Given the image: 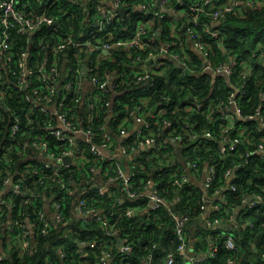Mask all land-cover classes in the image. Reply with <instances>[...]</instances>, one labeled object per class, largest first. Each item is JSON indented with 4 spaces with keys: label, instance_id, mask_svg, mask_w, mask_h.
Masks as SVG:
<instances>
[{
    "label": "trees",
    "instance_id": "16d2710c",
    "mask_svg": "<svg viewBox=\"0 0 264 264\" xmlns=\"http://www.w3.org/2000/svg\"><path fill=\"white\" fill-rule=\"evenodd\" d=\"M130 1L137 4L145 0ZM16 3L18 8L31 15H39L47 10L50 15L57 17L58 22L56 25L41 26L34 34L14 32L12 65L16 64L24 52H30V66L44 63L49 70L54 54L46 43L54 45V39L61 36L60 32L72 31V34L80 35L88 29L89 20L94 16L92 4L85 10L68 0H16ZM191 14L201 20L197 30L203 40L211 45L216 63L226 60L228 55L237 58V65L229 78L219 74L214 81L211 73L199 71L197 66L200 57L190 47L188 39H192L187 30L183 29V19L174 15L165 16L158 19L156 24L162 29L161 38L170 43L172 49H179L181 45L187 48L192 56L190 68L183 72L170 57H165V64L153 74L152 80L136 83L133 79L126 82L125 77L119 76L122 84L119 85L115 99L111 93H102L101 100L96 105L92 120L93 143L103 147V144L108 143L105 133H110L112 143L108 150L114 155L119 153V147L125 142L139 148V142L147 141L149 137V130L142 134H138L139 131L136 130L131 131L136 121L135 112L149 120L154 129H163L164 120L169 119L174 123L173 134L184 137V125L189 123L200 135L198 140L171 142L166 130L165 135H157L156 146L141 150L136 157L117 156L126 167L134 166L136 174L133 176V188L142 193L135 198L124 195L120 201L116 199L112 190L120 192L121 181L109 180L110 176L116 174L115 162L98 157L91 151V143L81 137L76 136V139L83 145V153L76 156L68 166H62L58 172H55L54 166L46 165L47 162L40 160V157L26 156L30 149L26 145L28 135L35 131L47 133L50 151L62 154L65 149L71 148L70 143L56 139L46 125L37 124L43 115L40 111L42 106L34 107L36 103L25 98V95H34V87L44 88L43 92L46 93L48 84H54L58 102L65 94L67 96L60 110L78 126H88L89 109L87 103L82 101L83 91L66 88L67 83L75 82L74 77L67 74L69 68L73 67L74 59H82L76 48L68 47L65 51L68 53L67 57L64 52L59 53V70H62V75L55 82L43 83L35 77L25 90H20L17 77L11 75V84L4 95L5 104L0 106V191L4 187V180L11 176L22 179V191L4 196L9 203H5L0 210V255L4 256L0 259V264H102L99 261L102 250H111L109 264H167V254L177 251L180 240L175 231L173 212L167 206L161 207L151 216L145 212L148 204L145 192L150 180L155 181L160 192L170 202H173L178 192L180 199L171 208L187 215L188 244L195 243L197 253L207 251L211 244L218 246L215 255L205 258L201 264H264V154H247L264 141V129L257 118L239 117L231 135L242 137L241 145L238 151H229L222 156L219 147L222 128L226 122L213 121L214 116L221 115V110L226 108L225 102L232 91V83L247 89V93L239 97L243 116L256 112L259 107L264 111V0H261V4L250 7L243 3L236 11L228 14L216 24L221 31L217 37H213L203 26L204 23L212 25L208 15ZM139 17H145L144 13L138 8H132L131 13L122 18L119 24L111 26L112 37L117 39L131 36ZM172 25L175 26L174 32ZM137 50L138 48L134 49L135 54ZM113 58L115 59L105 58L98 62L100 74L105 70L119 74L122 70H116L122 67L117 63L121 60L130 61L128 52L124 50L115 51ZM126 72L131 78L136 73L132 67ZM2 73L4 76L8 74L6 66L2 68ZM196 98L206 100V106L200 110L191 109L190 104ZM162 106L166 111L154 116ZM31 107L36 114L30 112ZM111 107L116 115L108 121ZM211 111L212 117H208ZM150 112L153 114L148 115ZM15 115L19 116L21 131L16 138H12L10 124ZM56 121L54 117V123ZM124 126L130 132L126 137L120 134ZM208 131L217 136H207L205 133ZM7 151L9 156L5 157ZM188 157L200 158L198 175L186 168L184 161ZM211 163H215L217 167L208 194L217 201L218 196L212 194L215 190H220L224 192L225 199L222 207L213 211L211 217L235 216L236 222L232 226L229 222L230 224L209 227L201 220L204 214L203 198L207 193L200 180L205 175V167ZM92 166H100V174L92 171ZM235 166L236 176L232 184H235L236 189L230 187L224 190L229 176L227 172ZM35 168L40 171H33ZM184 173L193 177L189 184L181 188L177 181L182 179ZM62 183L65 188L75 189V192L69 193L62 188ZM100 183L108 185L109 191L101 194L94 185ZM33 190L39 192V195H29ZM256 194H261L263 198L251 206L247 200L250 196L255 199ZM81 198H86L90 206H95L106 214L119 235L104 237L103 224L96 220L84 223L74 209ZM54 202L60 204L65 216L63 222L53 220L56 213ZM130 206L137 208L134 216L126 213ZM39 211H43L51 222L45 233L42 232L43 221ZM16 220L24 224L25 229L16 225ZM24 230L28 231L30 241L26 251H22ZM229 235L233 236L237 244L236 250H230L226 246L225 240ZM118 236L128 239L133 246L132 252L121 250L117 245ZM91 240L98 241L96 247L80 245V242L86 244ZM60 249L66 253L65 256H60ZM86 250L89 254L83 256ZM150 253H153L152 260L149 259ZM232 258L234 262L230 263L229 259ZM185 262L182 255H177L175 264Z\"/></svg>",
    "mask_w": 264,
    "mask_h": 264
},
{
    "label": "built area",
    "instance_id": "2783aa9c",
    "mask_svg": "<svg viewBox=\"0 0 264 264\" xmlns=\"http://www.w3.org/2000/svg\"><path fill=\"white\" fill-rule=\"evenodd\" d=\"M56 2V0H50V2ZM71 3L79 4L85 10L88 8L89 4H92V8L94 10V16L89 20V27L87 30L81 32L80 35L72 34L71 32H60L61 36H57L54 39V45H49L46 43V46L51 48V53L54 54L52 57V61L50 63V68L48 70L46 64L38 63L37 65L30 66L29 59L31 54L28 52H24L22 57L18 59L15 65H12V43L15 33L19 32L21 34H34L41 26H50L57 24V17L54 15H50L47 10L43 11V13L39 15L27 14L20 8H18L16 0H0V106L4 105V95L7 93V90L11 84V75L16 76L18 80V86L20 90H25L37 77L43 83L49 81L55 82L58 77L62 75V70H59L60 57L59 53L64 52L65 57L68 56V53L65 52L66 49L70 46L77 49V53L82 56L81 58L74 59L73 67L69 68L67 72L68 75H72L74 77L75 82L67 83V90H72L77 88L81 89L84 94V98L82 99L83 103H87L89 114H88V126L86 128L78 126L75 122L71 121L68 118V115L63 113L60 110V106H63L64 100H66V94L63 96L62 100L58 102L55 95V85L52 83L48 84V91L46 93L43 92V89H39L37 87L33 88L34 95H25V98L35 102L34 107H38V105L42 106L40 111L43 115H35V117L40 116L39 126L43 123L46 125L50 133L59 141H65L70 143L69 149H65L62 154H58L55 151H50L49 141L47 139V133L42 134L41 132L35 131L28 135V140L26 142L27 146H30V149L33 150L31 154L26 153L27 157L42 156L47 155L48 157L57 161V163L47 162L46 165H52L55 168V172H58L62 166H68L70 163H62L63 157L66 155H71L73 160L76 156L81 155L84 151V147L80 144L76 136L79 138H83L88 143H91V151L94 152L98 157L103 160L109 161L112 160L116 164V174L110 176V181H121V191L117 192L116 190H112L113 194H115L116 199L120 201L124 195H127L129 198H135L138 195L142 194L133 188V176L136 174L134 170V166L131 168L126 167L121 163V160L117 158L119 155L129 156L138 151V154L141 150H148L152 146H156L157 144V135L160 133L165 135L166 130H168V137L171 142H178L180 140L185 141H193L198 140L200 135L193 129L192 125L186 123L184 125L185 136L178 134H173L174 123L169 120H164V127L154 129L151 126V122L147 120L143 115L134 113V117L136 119L133 126L138 124L136 129H132L131 131H139L138 134L144 133V131L149 130V137L147 141H140L137 148L135 145L129 146L125 142L123 145L119 147V153L114 155L111 150L112 138L110 133H105V138L108 143L103 144V147H100L93 143V131H92V120L96 110V105L99 104L101 100V95L109 94L113 96L117 95V90L122 84L120 82L119 76H123L127 80H131L136 83H144L146 81L153 79V74L156 73L157 70L161 68L165 64L164 58L170 57L181 62L184 67L181 68L183 72H185L188 68H190V61L192 59L191 54L187 51L186 47L182 45L179 49H172L171 44L165 42L161 38L162 29L157 27V20L162 19L165 16L174 15L176 18L183 19V27L189 33L191 37V48L195 49V53H197L200 57V62L198 64L199 71L202 73L208 72L213 76V80L215 81L217 76L220 73H225L228 77L234 72V68L237 65V58L232 55H228V58L220 63H216L213 59V51L211 45L206 43L200 32L197 30V26L200 24L201 20H199L198 16H193V13H203L208 15L211 18L212 25L204 23L203 26L205 30H207L213 37H217L221 34V31L216 27V24L220 23L223 19L227 17L228 14L236 11L243 3L246 6H255L257 4H261V0H227L225 2L221 0H145L140 1L139 3H133L130 0H68ZM173 1L175 4H172ZM188 3V5H186ZM52 5V4H51ZM123 6L129 7V11L126 16L129 15L132 11V8L140 9L145 17H139L136 25L134 33L127 37H120L114 39L112 37V32L110 29L111 26H115L119 24V22L124 18L119 13V9ZM143 18V19H142ZM171 29L173 32L175 31V26L172 25ZM148 33H151L148 35ZM138 48L137 53H134V49ZM79 49V50H78ZM105 50H108L105 52ZM124 50L128 52L130 61L121 60L117 63L118 66H121L122 69L116 70L120 72L119 74L110 73L105 70L102 74H100L98 62L101 59L114 60V52ZM81 51V52H80ZM145 52V53H143ZM83 53L85 55H83ZM77 55L75 54V57ZM131 57V58H130ZM173 61V60H172ZM4 66L7 67L8 74L6 76L2 73V68ZM84 66H87L88 70L84 71ZM134 69L136 73H133L132 78L127 74L126 70ZM65 68V66H64ZM67 69V68H65ZM124 70V71H123ZM64 71V69H63ZM232 91L228 95L227 102H225V109L221 110V115L214 116L213 121L221 120L226 122L224 127L222 128L221 134V146L219 147V152L222 156L229 151H238L239 146L242 142V137L240 136H232L231 132L235 127L236 120L240 118H257L264 129V111L259 107L256 112L247 114L243 116L241 111V106L239 103V97L244 96L247 93V89L242 85H237L232 83ZM54 98L56 99L54 101ZM264 98V95H263ZM85 99V100H84ZM33 105V104H32ZM206 106V100L196 98L191 104V109L200 110ZM166 108L162 106L158 112H155L154 116H159L164 113ZM34 112L33 107H31V111ZM112 113V116L116 115L113 107L109 114ZM118 113V111H117ZM120 113V111H119ZM150 114H153L150 112ZM54 117L56 118V123H54ZM208 117H212V111L209 113ZM132 126V127H133ZM21 126L19 122V116L15 115L14 121L10 124V136L12 138H16V136L20 133ZM264 131V130H263ZM130 132L128 128L124 126L121 130V135L126 137ZM207 136L215 137L211 131L205 133ZM242 136V135H241ZM264 139V137H263ZM167 141V140H166ZM10 148V147H8ZM36 150V151H35ZM40 153V155L38 154ZM38 154V155H37ZM137 154V155H138ZM250 154H264V141L260 142L258 146L252 151L247 153ZM136 155V156H137ZM5 157L9 156V152H5ZM135 156V157H136ZM40 159V158H39ZM196 159V160H193ZM41 160V159H40ZM43 161V160H42ZM200 158H192L188 157L187 161H184L186 168L188 170L193 171L195 175H198V171L200 169ZM216 167L215 163L207 164L205 167V175L202 178V184L205 189L207 195L204 196V214L201 220L206 226L212 227L215 225H223V224H234L236 222L235 216H226L219 215L215 217H211V213L213 211H217L222 207V203L225 202L224 192H220V190H215L212 195H221V197L216 201L213 197H210L208 194V189L211 187V184L216 176ZM91 170L95 173H99L102 171L100 166H92ZM33 171L39 172L37 168ZM228 179L232 177L230 181V187L232 189H236L235 184H232L233 178L236 176V166L232 167L227 172ZM192 175L183 174L182 179L177 181L178 186L181 188L189 184L192 179ZM22 179H16L15 176H11L4 180V187L0 191L2 195L0 196V210L3 208L5 203H9L8 199L4 196L14 192L22 191ZM228 181V180H227ZM153 182V185H152ZM97 187L98 191L101 194L109 191L110 187L106 184H94ZM62 188L67 190L69 193L75 192V189L65 188V184L62 183ZM148 198V204L145 208V212L148 216L156 213L161 207L167 206L171 212H173V217L175 219V231L180 240L179 246L176 252H169L167 254V264H175L177 255H182L184 258H190L192 264H201V261L207 257L214 256L218 246L216 244H211L208 247V250L204 252H198L191 256L188 251L189 244L187 239V224L188 217L185 214H182L180 210H175L171 208L174 202H178L180 197L176 195L173 202H170L166 196H164L159 188L156 186L154 180H150L147 191L145 192ZM31 196H38L39 192L31 191L29 193ZM30 198V197H28ZM261 194H256V198L252 197V200H247L251 206L256 205L262 200ZM54 207L56 208L54 221L63 222L65 219L64 213L60 208V204L58 202H54ZM76 215L85 223L90 222V220H96L103 224V234L104 237L109 236L113 237L119 235L117 231L111 225L110 220L99 208L95 206H90L86 200V198H81L78 204L75 206ZM137 211L135 206H130L127 209L128 216H134ZM207 214V216H206ZM39 216L43 221V229L42 232H46L47 229L51 226V222L45 217V213L43 211H39ZM15 224L19 227L25 229V225L15 221ZM29 227H31V223L29 222ZM12 228V227H11ZM119 238L122 239V246H119L121 250L126 252H132L133 246L128 241L127 238L117 237V245L119 243ZM97 240H91L90 242H80L82 247H96ZM28 239V231L24 230L23 232V241H22V251H26L29 246ZM226 246L230 250H236L237 244L233 238V236L229 235L225 240ZM60 256H65L66 253L60 249ZM89 251H84L83 256H88ZM112 256L111 250H102L101 255L99 256V261L102 264H109L110 258ZM264 256V254H263ZM3 255H0V259H3ZM149 259H153V253L149 254ZM230 263H233L234 260L229 259ZM65 264H70L66 262Z\"/></svg>",
    "mask_w": 264,
    "mask_h": 264
},
{
    "label": "water",
    "instance_id": "95a60500",
    "mask_svg": "<svg viewBox=\"0 0 264 264\" xmlns=\"http://www.w3.org/2000/svg\"><path fill=\"white\" fill-rule=\"evenodd\" d=\"M129 9H130V8L127 7V6H123V7H121V8L119 9V13H120V15L125 17L126 14H127V12L129 11ZM107 51H108V50H105V52H107ZM28 53H30V52H28ZM170 59L173 60V62L175 63L176 66H178V67H180V68H183V67H184V65H183L181 62H179V61H177V60H175V59H172V58H170ZM83 70H84V71H87V70H88L87 66H84ZM220 74H224L225 76H227L225 73H220ZM213 76H215V74H213ZM227 78H229V77L227 76ZM149 114H150V113H148V115H149ZM110 118H112V113L109 114V116H108V121L110 120ZM242 118H243V117H242ZM137 154H138V151L134 152V153L131 155V157H135ZM40 159L43 160V161L51 162V163H57V161H55L54 159L48 157L47 155H42V156H40ZM73 161H74V160H73V157H72L71 155H66V156L63 157L62 163H71V162H73ZM231 179H232V177H230V178L228 179V181H227V183H226V185H225V187H224V190H228V189L230 188V181H231ZM152 185H153V182H152ZM1 195H2V192H0V196H1ZM176 195H178V192H176ZM221 195H222V194L218 195V198H220ZM251 200H252V196L249 197V201H251ZM206 216H207V214H206ZM228 226H230V225H228ZM231 226H232V224H231ZM229 228H230V227H229ZM122 243H123V242H122V239L119 238L118 246H122Z\"/></svg>",
    "mask_w": 264,
    "mask_h": 264
},
{
    "label": "crops",
    "instance_id": "0c3cea01",
    "mask_svg": "<svg viewBox=\"0 0 264 264\" xmlns=\"http://www.w3.org/2000/svg\"><path fill=\"white\" fill-rule=\"evenodd\" d=\"M178 18V17H177ZM183 29L185 30V28L183 27ZM188 41H189V43H191V41H190V38L188 39ZM194 51H195V49H193ZM138 127V124H136V126H133L132 127V129H136ZM36 151V150H35ZM33 152V150H31V149H29V151H28V153L29 154H31ZM39 155H40V153H38ZM37 154V155H38ZM202 179L200 180V182H201V185L203 186V184H202ZM199 182V181H198ZM10 222H8V224H9ZM193 228H194V226H193ZM188 251H189V253L191 254V256H193L194 254H197V256H198V253L195 251V243L193 244L192 242H190V245H189V248H188ZM185 264H192L191 263V259L188 257H186L185 258Z\"/></svg>",
    "mask_w": 264,
    "mask_h": 264
}]
</instances>
